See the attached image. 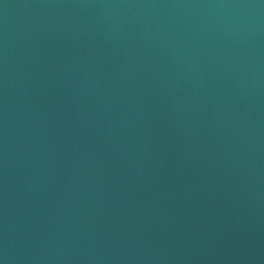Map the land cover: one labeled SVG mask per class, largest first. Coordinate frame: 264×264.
<instances>
[{"label": "water", "instance_id": "1", "mask_svg": "<svg viewBox=\"0 0 264 264\" xmlns=\"http://www.w3.org/2000/svg\"><path fill=\"white\" fill-rule=\"evenodd\" d=\"M0 264H264V0H0Z\"/></svg>", "mask_w": 264, "mask_h": 264}]
</instances>
